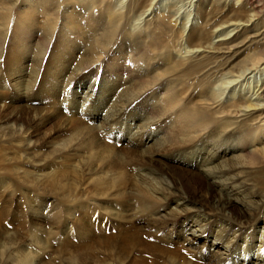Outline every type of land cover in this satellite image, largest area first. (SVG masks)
Returning <instances> with one entry per match:
<instances>
[{"label": "rangeland", "instance_id": "374dc122", "mask_svg": "<svg viewBox=\"0 0 264 264\" xmlns=\"http://www.w3.org/2000/svg\"><path fill=\"white\" fill-rule=\"evenodd\" d=\"M249 18L264 36V0H0V264H264V123L205 110L264 105V38L184 69Z\"/></svg>", "mask_w": 264, "mask_h": 264}, {"label": "bare ground", "instance_id": "6f19581e", "mask_svg": "<svg viewBox=\"0 0 264 264\" xmlns=\"http://www.w3.org/2000/svg\"><path fill=\"white\" fill-rule=\"evenodd\" d=\"M245 2V1H244ZM256 5L254 4V7ZM263 6V5H262ZM249 7V6H248ZM247 7V8H248ZM252 8V7H251ZM257 7H255L256 9ZM82 9H85L86 11L90 10V6L83 4L82 5ZM246 9V8H244ZM254 10V9H252ZM251 12V10H248ZM256 11V10H255ZM246 11L244 10V13ZM248 12V13H250ZM247 13V12H246ZM241 15V14H240ZM250 15V14H249ZM247 16V14H246ZM245 16V17H246ZM252 16V15H251ZM250 17V16H249ZM248 18V16L246 17V19ZM252 18V17H251ZM251 18H249L250 20L243 22V23H236V33L231 37V39L227 40L224 43H221L223 41L217 42L216 46H210V47H206V46H198V47H193L191 51H194L190 60H187V62L185 63V67L184 69L187 70H203L204 71V78L207 79L210 83L216 79V77L218 78V74H216V72H221L224 71L227 67H229V65L232 63L233 59L235 58V56L237 54H239L243 49L246 48V46L248 47V45H251L252 43H261L263 41L264 36L258 37L256 35H258L259 33H255L254 35L251 34L250 32L253 31L251 30L252 28H250L251 25H249V22H251ZM242 19V18H241ZM256 19V18H255ZM149 20V19H148ZM253 20V18H252ZM254 22V21H253ZM115 26H113V33L116 32L117 27H118V23H114ZM229 24V23H228ZM241 24V25H240ZM224 25V24H223ZM219 26V25H218ZM108 32L110 30H107ZM214 31V30H213ZM258 32V31H257ZM263 35V33H262ZM207 38L205 36H201L200 40L204 41ZM198 40V39H197ZM263 43V42H262ZM212 44H214V42H212ZM252 46V45H251ZM208 48V49H207ZM213 49V50H211ZM213 51H217V52H213ZM249 69V68H248ZM85 70V69H83ZM129 70V69H127ZM129 72V71H128ZM127 72V73H128ZM215 73V74H214ZM132 75V74H131ZM128 77V76H127ZM129 79V78H128ZM227 83V82H226ZM264 84V82H263ZM227 87V85L225 86V88ZM225 88L224 91H225ZM227 89V88H226ZM259 89H261V93L259 94L260 99L264 98V87L261 88V86L259 87ZM258 89V90H259ZM257 90V92H258ZM212 92L213 93H209L208 97L209 99L212 101V107H206L205 110L206 112H211L214 115H219L220 121H222L223 123H227L228 125V131L232 132V133H237L240 132L241 134H245L248 132H251L252 129L255 127V125H259L260 122L262 124V122L264 123V105H261L259 102H253L250 99H248L245 96H239L237 95L236 97H229L226 100V104H231L232 107H238L241 108L239 110V114H235V119L229 121L224 119L221 116V112H219L218 107H221V98H219L220 94H224L225 92H223L222 89H216L213 88L212 86ZM88 94V93H87ZM123 94V93H122ZM132 94V93H131ZM135 93H133L132 95L134 96ZM138 94V93H137ZM126 95V94H125ZM137 95H135L136 97ZM119 97V96H118ZM138 97V96H137ZM136 97V98H137ZM131 98V97H130ZM128 98V100L130 99ZM134 98V97H132ZM259 99V100H260ZM134 100V99H133ZM102 102V101H101ZM131 102V101H130ZM127 104V103H126ZM125 105V104H124ZM140 107V106H139ZM137 108V107H136ZM124 111V110H123ZM149 111V109H148ZM88 112V111H87ZM97 112V111H96ZM203 112V111H202ZM125 113V112H124ZM123 114V113H122ZM148 114V113H147ZM163 115V114H162ZM99 116V115H98ZM198 117V115H197ZM197 117L195 119H197ZM115 118V117H114ZM117 118V117H116ZM119 118V117H118ZM159 119V118H158ZM187 120L190 119V116L186 118ZM194 119V121H195ZM101 120V119H100ZM116 120V119H115ZM119 120V119H118ZM120 121V120H119ZM161 121V120H160ZM155 120H150L148 123H144V125L142 126V130H141V134L145 135V139H147V141H152L153 139L155 140L157 138V136L159 135L158 131L156 128L154 127L155 124ZM193 121H190L188 123V126H191V123ZM116 123H119L116 121ZM194 123V122H193ZM99 127V126H98ZM107 127V126H106ZM110 127V126H109ZM114 127V126H112ZM162 127V126H161ZM105 128V127H104ZM100 129V128H99ZM101 130V129H100ZM108 131V129H107ZM119 132V131H118ZM116 134V132H115ZM110 135V134H109ZM112 135V134H111ZM114 136V135H113ZM148 137V138H147ZM116 138V137H115ZM83 139V138H82ZM153 140V141H154ZM207 154V153H206ZM203 155V154H202ZM211 155V154H210ZM209 156V154H208ZM205 157V156H203ZM208 158V157H207ZM213 163V162H212ZM202 164V163H201ZM167 167V166H166ZM202 168L205 170V173L207 175L208 178H210L212 181L221 184L222 180L219 178L218 174L219 171H217L215 169V164H213V166L210 164H203ZM168 172H170L169 170H167ZM170 183V182H169ZM173 185V184H172ZM174 186V185H173ZM224 189V187H223ZM232 192L230 190V198L229 200H227V204H231L232 203ZM230 213V212H229ZM234 215V214H233ZM17 226V225H15ZM185 235H186V240L190 243L194 242L197 239L196 233L197 230L195 229V227H187L185 228ZM185 238V237H184ZM189 243V244H190ZM193 244V243H192ZM216 247L217 244L215 243ZM226 245V244H225ZM229 245V244H228ZM227 245V246H228ZM215 248V246H213ZM221 247V245H220ZM213 248V251H215V249ZM229 248H231L229 246ZM217 251H220V249H217ZM225 251V252H224ZM222 250V254H227L226 249ZM219 255V253H217ZM125 260V259H124ZM151 260V259H150ZM128 262V261H126ZM133 263V262H132ZM141 263V262H140ZM257 263V262H256ZM255 263V264H256ZM88 264V263H86ZM127 264V263H124ZM128 264H130L128 262ZM225 264V263H224Z\"/></svg>", "mask_w": 264, "mask_h": 264}]
</instances>
